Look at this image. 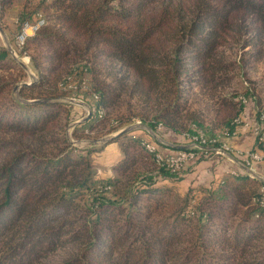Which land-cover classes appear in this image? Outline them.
<instances>
[{
	"label": "trees",
	"instance_id": "obj_1",
	"mask_svg": "<svg viewBox=\"0 0 264 264\" xmlns=\"http://www.w3.org/2000/svg\"><path fill=\"white\" fill-rule=\"evenodd\" d=\"M39 6L44 23L21 47L36 79L14 96L11 78L0 76V134H13L0 136L7 154L0 163V264H264L263 181L229 169L199 182L197 198L168 212L163 180L179 175L156 159L157 149L192 151L196 164L213 152L152 137L151 151L137 132L151 134L133 129L105 143L121 150L112 166L120 177L100 184L89 156L95 149L73 148L64 135L60 145L51 135L70 112L57 99L88 74L95 111L123 102L152 131L220 146L214 131L232 135L243 102L218 94L206 122L189 106V93L228 82L234 62L223 51L227 43L240 38L242 49L252 48L248 57L260 56L264 0H42ZM7 58L0 47V69L11 67ZM244 94L261 121L264 107L250 86ZM93 114L76 126L90 121L85 129L94 128ZM56 140V150L43 152ZM260 148L264 142L256 138L249 150ZM146 158L152 169L135 173ZM122 182L127 190L119 189Z\"/></svg>",
	"mask_w": 264,
	"mask_h": 264
},
{
	"label": "rangeland",
	"instance_id": "obj_2",
	"mask_svg": "<svg viewBox=\"0 0 264 264\" xmlns=\"http://www.w3.org/2000/svg\"><path fill=\"white\" fill-rule=\"evenodd\" d=\"M41 2L42 0H0V47H4L8 50L7 61L8 64L11 65L10 68H6L5 70L0 69V76L6 75L11 78L12 84L14 86L12 90L14 96L17 95L16 91L22 84L28 82L31 83L36 79L35 72L31 69V65L28 63L29 57L28 55L21 52V47H18L16 45L15 36L19 32L20 26L24 21L33 22L39 16L43 18L44 11L42 10V7L39 6ZM240 42L241 40L240 38H238L237 40L232 42V45H230V43H227L223 50L227 58L231 59L234 62L233 68L226 71V74L230 75V79H228V82L211 92L209 90L194 88L189 93L190 100L192 101L190 102L191 105L189 106H191V108L197 109V111L204 113L206 116V122H210L212 119L215 110L214 100L217 98L216 96L218 94H228L226 98L233 95L232 99H234L235 101L240 99L243 102L244 106L249 103V101H252L250 98L246 99V97L243 98L244 96H242V94L245 95L244 91L248 86H250L253 91L252 99L254 101L259 100L261 103L260 105L262 106L259 107H264V35L262 36L261 41L258 43V49L260 53L259 57H248L247 53L249 49L252 48L246 46L244 49H242L239 46ZM6 43L10 46V49L6 47ZM25 57H27V59ZM19 67L22 68L24 72L23 75L19 74ZM30 72H32L34 76H31L29 74ZM85 78L86 82H84V84L76 87L70 86V88L66 92V95L63 97L84 101L88 104L90 112L92 114L93 112L94 114L99 113L102 115V117L98 119V116L93 114L91 121L94 120V122H92L94 124V128H92L91 130L85 129V127L88 125L87 123H89L90 121L83 126H76L79 122L74 124L72 123L74 121L82 119L87 114V108L82 104H79L78 102L66 99L64 100L61 99L62 97H60L57 100L66 104L70 112L69 114H66L65 112L61 114L59 127L55 129L51 133V135L54 139L59 138L60 145H63L61 144V139L64 135L67 142L73 148H76L78 150L90 148L95 149L94 152H91L89 154V156L93 163V170L97 179L96 181L100 184H105L108 181V177H120L115 168H112L113 163L117 159L115 156L118 148H115L114 146L108 148V144H105L108 140L102 141L101 139L111 136L120 129L129 125L137 123L139 124L140 120L138 116H136L132 111L128 110L127 106L123 102L117 103L116 105L109 108L104 107L103 109L95 111L93 108L94 98L87 91L89 84L88 74H85ZM128 117L130 118L128 121L119 124L117 128H111L116 123L115 121L119 122L122 119ZM239 124H241V122H239ZM250 127L253 135L255 136V139L257 138L259 140L260 136H262L263 134L264 124L259 123L257 120L256 123H254ZM166 131V129L162 128L157 130V132L152 131L157 137L156 138L155 136H153V139H156L160 143H162L160 141L162 140L165 142L186 144L188 145L189 149H194L198 152L200 150H210L214 153L203 154V161L213 159L212 156L215 157L218 155H222L214 150L215 148L219 147V145L210 146L213 140L211 141V143H209V145H203V147H200V149H196L194 147L198 146V144H196L195 142H191L187 138H183L182 136H175L172 140L170 138V134ZM214 132L216 135V141L220 143L221 146H229L230 152L236 158H238L236 156V151L244 148H239L235 145L233 146L228 140L231 136L236 134V131H234L230 136H226V134L221 130H215ZM164 133H166V135L162 136ZM147 135L150 138L146 142L150 143L152 141V138L149 134ZM0 136L13 137V134H0ZM55 144H59L57 143V140L55 141V143L54 141H52L50 144L44 145L42 148L43 152H49L52 149L56 150L57 146ZM153 146L156 147L155 144H153ZM208 147H210V149ZM160 153L171 154L168 150L162 148H160ZM6 156L7 154L5 152H0V163L4 161ZM193 165L196 166V163L193 162V158L188 159L180 166L179 169L176 170L179 175L177 179L163 180L164 183H166V185L169 187L168 193L165 195V197L169 201V205L167 208L168 212L177 209L178 207L184 206L187 200L197 198L201 194V189L199 188L198 184L199 182H202L204 180H201V177H199L197 174H190L195 170V167ZM204 165L205 166H203V168H207V164ZM152 166L154 165L149 158H146V160L142 159L136 163L135 173H141L145 170H151ZM252 166V168L256 167L254 163L252 164ZM203 168L201 167V170H203ZM220 169L215 170L216 172L213 174L215 178H218L222 173V169ZM118 187L121 191H124L127 190L128 185H125L124 182H122ZM98 189L100 190V187ZM103 190H106L108 192L112 191L113 189L107 188ZM262 244L264 245V239L262 240ZM58 256L59 253L52 256V259H57Z\"/></svg>",
	"mask_w": 264,
	"mask_h": 264
},
{
	"label": "crops",
	"instance_id": "obj_3",
	"mask_svg": "<svg viewBox=\"0 0 264 264\" xmlns=\"http://www.w3.org/2000/svg\"><path fill=\"white\" fill-rule=\"evenodd\" d=\"M241 120H242V123L236 127V130H235L236 134L231 136L228 140L233 146L235 145V146H238L239 148H244V149H240L244 151V150H248L254 147L255 140H256L255 136L253 135L251 131V127H250L257 121L256 107L254 106L252 101H249V103H247L243 107V111L241 113ZM238 121H240V119ZM263 132H264V129H263ZM139 134L144 136L146 140L150 138L147 134H143L141 132ZM150 136L153 138L152 135ZM166 145H169L171 147H174V146L176 147V145L178 144L167 142ZM111 146L118 148V151H116V156H115L116 158H118L121 154L120 148L117 147L118 145L115 142L108 143V148ZM162 149L168 150L166 148H162ZM212 158L213 159H208L207 161H200L198 164H196V166H194L195 170L192 171L190 174H193V175L197 174L204 181H208L212 178H215L213 174L216 172L215 170H218L220 168L222 169V172H225L233 168H238L240 170H243L239 164L230 160L228 157L224 155H221V156L218 155L215 157L212 156ZM204 164H207V168L206 167L203 168V166H205ZM201 167L203 168V170H201ZM256 167L257 168H253V170L264 180V172H262L264 171V162H258Z\"/></svg>",
	"mask_w": 264,
	"mask_h": 264
},
{
	"label": "built area",
	"instance_id": "obj_4",
	"mask_svg": "<svg viewBox=\"0 0 264 264\" xmlns=\"http://www.w3.org/2000/svg\"><path fill=\"white\" fill-rule=\"evenodd\" d=\"M40 16L36 18L33 22L30 21H24L22 24H24V32H18L15 36V43L18 47H22L24 44V41L27 37L32 36L36 30L40 27ZM27 59V57H25ZM261 124H264V121H258ZM259 140L264 142V132L262 136H260ZM201 146H196L194 148L200 149ZM216 152L219 150H223L231 155H233L230 152L229 146H219L215 148ZM220 153V152H218ZM235 153V152H234ZM164 154V153H163ZM236 155L241 157V162L244 163L246 166L252 168L253 163L257 162H264V151L263 148L260 149H254V150H237ZM195 156V154H187V153H181V152H175L171 154H164V163H161L165 165L166 167L177 170L180 168V166L188 159H191ZM234 156V155H233ZM235 157V156H234ZM253 169V168H252Z\"/></svg>",
	"mask_w": 264,
	"mask_h": 264
},
{
	"label": "water",
	"instance_id": "obj_5",
	"mask_svg": "<svg viewBox=\"0 0 264 264\" xmlns=\"http://www.w3.org/2000/svg\"><path fill=\"white\" fill-rule=\"evenodd\" d=\"M6 47L8 48V49H10V46L6 43ZM25 66V65H24ZM31 76H34L33 74H32V72H30L29 73ZM24 84H29V82L28 83H24ZM61 99H66V100H70V101H74V102H78L79 104H82L83 106H85L86 108H87V114L82 118V119H80V120H77V121H74L72 124H74V123H77V122H80V121H83V120H85L87 117H89L90 116V114H91V112H90V108H89V106H88V104L87 103H85L84 101H82V100H76V99H74V98H68V97H62ZM33 101H35V100H33ZM139 128H145L152 136H155L156 137V135L152 132V130H149L147 127H145V126H143V125H139L138 123L137 124H133V125H129V126H127V127H124V128H122V129H120L119 131H117L115 134H113V135H111V136H108V137H105V138H103V139H101L102 141H107L108 139H110L111 137H113V136H116V135H119V134H124V133H126V132H128V131H130V130H133V129H139ZM157 138V137H156ZM162 143H167V142H165V141H162V140H160ZM176 147H182V148H186V147H188V145H186V144H178V145H176ZM209 149H210V147H208ZM214 150H216V149H214ZM218 152H220V154H222V155H224V156H226V157H228L230 160H232V161H234V162H236L237 164H239L240 165V167L245 171V172H247L248 174H250L251 176H253V177H255V178H257V179H259V180H261V181H263L264 182V180L252 169V168H250V167H248V166H246L244 163H242L238 158H236V157H234L233 155H231V154H229V153H227V152H225V151H223V150H219Z\"/></svg>",
	"mask_w": 264,
	"mask_h": 264
},
{
	"label": "bare ground",
	"instance_id": "obj_6",
	"mask_svg": "<svg viewBox=\"0 0 264 264\" xmlns=\"http://www.w3.org/2000/svg\"><path fill=\"white\" fill-rule=\"evenodd\" d=\"M40 26L44 23V19L43 18H41L40 17ZM19 32H24V24H21V26H20V30H19ZM102 113V112H101ZM99 114V113H98ZM101 114H99V116H100ZM260 120L261 121H264V115L262 114L261 115V117H260ZM146 147L149 149V150H151V151H153V150H155L156 151V147H154L153 146V144H152V142H147L146 143ZM263 151H264V149H263ZM177 152H181V153H187V154H193V152L192 151H183V150H179V151H177ZM156 159L157 160H164V155L163 154H161L160 153V151H158V149H157V151H156ZM262 195H261V200H260V203H261V205L264 207V187L262 188V193H261Z\"/></svg>",
	"mask_w": 264,
	"mask_h": 264
}]
</instances>
